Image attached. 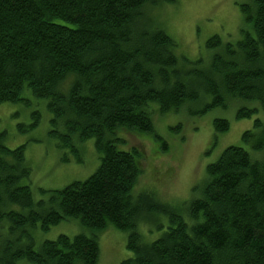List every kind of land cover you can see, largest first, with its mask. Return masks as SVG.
Masks as SVG:
<instances>
[{"label":"trees","instance_id":"obj_1","mask_svg":"<svg viewBox=\"0 0 264 264\" xmlns=\"http://www.w3.org/2000/svg\"><path fill=\"white\" fill-rule=\"evenodd\" d=\"M175 2L0 0V105L30 103L28 93L44 99L61 161L69 149L80 162L88 140L101 158L86 179L35 193L28 142L9 147L0 132V264H98L109 225L128 232L133 252L117 264H264V0L240 4L238 39L205 41V63L180 53L153 19ZM231 105L236 120L253 125L207 164L188 198L171 204L134 193L143 153L124 133L150 135L168 150L155 112L201 116ZM40 122L36 109L18 128ZM230 127L226 117L213 120L215 137ZM64 220L80 232L48 238ZM142 224L159 234L146 242Z\"/></svg>","mask_w":264,"mask_h":264},{"label":"rangeland","instance_id":"obj_2","mask_svg":"<svg viewBox=\"0 0 264 264\" xmlns=\"http://www.w3.org/2000/svg\"><path fill=\"white\" fill-rule=\"evenodd\" d=\"M243 2L246 0H177L152 12V16L156 23L164 22L168 32L177 39L180 53L191 59L201 56L205 63L207 49L204 46L209 37L218 34L225 41L239 38L243 22L240 4ZM24 96L30 103L0 105V132L6 131L5 143L9 147L28 142L26 154L32 166L35 193L40 188H62L73 180H84L93 174L101 161L94 140H88L80 147V162L66 149L69 162L64 163L61 161L64 151L49 136L51 115L46 101L31 93ZM36 109L41 114L40 125L21 132L18 125L29 124L32 111ZM234 112L232 105L226 110L216 108L201 116L192 115L186 109L168 114L155 112V129L165 139L168 150L161 149L150 135L124 133L128 145H136L143 153V172L134 193L153 192L159 200L171 204L188 198L192 187L206 174L207 164L216 160L228 145L241 144L243 131L252 127L254 118L238 121ZM216 117H226L231 123L230 130L217 137L213 128ZM259 117L264 119L261 111ZM151 226H139L146 242L159 234L157 230L151 233ZM79 229L77 223L64 220L52 226L47 236L73 235L80 232ZM127 234L112 225L100 231L98 264H117L133 254L127 247Z\"/></svg>","mask_w":264,"mask_h":264}]
</instances>
